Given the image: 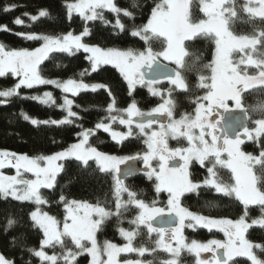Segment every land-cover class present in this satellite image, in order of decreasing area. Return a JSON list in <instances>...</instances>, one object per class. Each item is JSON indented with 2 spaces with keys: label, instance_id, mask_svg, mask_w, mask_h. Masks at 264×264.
Instances as JSON below:
<instances>
[{
  "label": "snow or ice",
  "instance_id": "snow-or-ice-1",
  "mask_svg": "<svg viewBox=\"0 0 264 264\" xmlns=\"http://www.w3.org/2000/svg\"><path fill=\"white\" fill-rule=\"evenodd\" d=\"M193 6L194 0H161L151 10L147 23L138 26L134 23V12L119 7L114 0H75L66 3L65 8L69 20L75 14L85 21V27L79 35L72 32L63 35L14 33L26 40L42 42L40 47L33 50L9 49L0 43V78L9 74L19 78L14 86L0 90V97L5 98L0 103L6 104L10 98L19 97L38 101L49 107L57 106L65 113L61 119L41 121L30 117L23 110L20 116L33 126L62 127L75 124L81 129L76 133L77 143L51 155L30 157L0 150V170L15 169V175L0 172V199L11 198L13 201L35 205V210L28 215L30 223H21L9 215L4 232L7 233L18 224L38 230L42 234L38 248L26 247L23 235L14 237L13 241L37 258L39 264H78V258L85 254L90 257L89 264H121L118 260L121 254L135 253L143 258L146 254L153 255L158 251L166 252L170 257L162 260L161 264H181L182 252L194 255L195 264H239L236 258H244L250 264H264V260L255 254L256 250L264 253V243L253 242L246 237L253 227L264 230V146H260L258 155L241 150V145L245 143L243 138L259 145L260 138L264 136V118L253 121L255 127L251 129L246 123L250 118L249 113L264 115V100H258L247 108L243 105V93L249 89L264 91V0H244L242 4L238 0H199V10L206 19L195 18ZM16 7L15 4L6 5L3 11L9 12ZM130 7L137 8V0H131ZM104 11L114 15V23L106 19ZM23 15L31 21L26 26L31 27L40 18L49 17L50 13L47 9H39L36 14L25 12ZM121 16L133 23L126 26ZM90 21H100L105 25L112 23L113 29L127 31L131 37L144 42V50L104 49L82 42L83 37L90 34L87 26ZM238 22L251 25L252 31L238 34L234 31V25ZM13 23L25 26V21L20 17L15 18ZM0 31L11 29L7 25H0ZM196 38L208 40L214 45L211 62L204 63L200 69L201 72L208 70L211 74L198 75L196 87L205 92L191 100L195 105L194 114L183 113L176 119V103L171 98L173 88L167 89L168 98H164L161 89L154 86L166 80L175 89L189 91L182 73L195 69L200 57L195 52L190 53L185 42ZM153 41L158 42L162 50L154 51ZM81 51L86 54L85 59L90 69L77 73L80 80L69 78L61 81L42 75L40 66L45 60L52 58L50 54L64 53L71 57ZM189 55L193 56L192 65L185 62V57ZM160 58L174 64L175 68L169 69L167 64L161 63ZM103 65H111L119 71L130 97L138 86L146 87L150 95L161 96L163 103L150 111H143L138 108L136 100L132 99L127 108H117L108 85L89 84L83 80V77L97 72ZM249 69L255 71L250 73ZM169 72L171 74H164ZM38 85H52L73 97L81 92L94 93L104 89L111 97L105 109L107 115L96 122L94 128H84L82 124L76 123L82 117L73 111V99L64 96L62 103L57 105L56 98L47 91L42 96H20L21 87L32 89ZM228 101L234 107H229ZM236 111L243 114V122L239 116L234 115ZM213 116L218 119L213 120ZM161 117L166 119L162 121ZM114 123L126 127L127 131L113 130ZM133 125L137 131L133 130ZM154 125L156 129L153 128ZM97 130L108 133L117 143L132 136L142 137L146 151L123 157L102 153L89 144L90 137ZM180 138L187 141V147H169V139L179 141ZM68 159H75L85 168L90 166V161H94L101 173L112 175L114 211L102 206L99 200L96 204H90L69 200L61 194L58 202L63 205L65 213L61 228L54 216L41 210V206L49 203L41 189H55L57 176L64 168L63 163L58 161ZM177 160L178 164L175 163ZM130 161H139L143 167L129 168L121 176L120 166ZM153 161H157L158 170L153 166ZM193 161L206 168L207 176L202 181L190 179L189 166ZM218 168L229 170L234 183L225 182L218 173ZM26 173H30L34 179L28 178ZM138 173H142L149 181L155 178L154 191L157 195L167 193V213L164 209L155 207V200L149 205L138 198L139 193L125 183L127 178ZM201 189L227 197L234 196L243 206L239 217L235 220L214 219L193 213L182 206L181 198L185 194L199 195ZM250 206H259L258 218L250 219ZM130 208L138 210L134 218L128 221L134 227L117 229L126 243L118 246L105 240L101 246L96 239L97 232L102 231L106 221L112 217H116L118 224L122 223L124 214ZM165 214L175 217V225L167 228L154 227L152 221ZM141 226L147 229L149 238L153 233L157 236L154 241L150 240L151 247L144 243L140 246L133 244L140 235ZM197 226L222 232L224 240L186 242L183 229L187 227L195 230ZM49 248L53 249L52 254L46 251ZM57 248L59 252L56 251ZM201 253H210L211 256L204 259ZM140 258L126 259L122 264H153L152 260ZM0 264H13V261L0 255ZM27 264H32L31 260Z\"/></svg>",
  "mask_w": 264,
  "mask_h": 264
},
{
  "label": "trees",
  "instance_id": "trees-1",
  "mask_svg": "<svg viewBox=\"0 0 264 264\" xmlns=\"http://www.w3.org/2000/svg\"><path fill=\"white\" fill-rule=\"evenodd\" d=\"M65 0H0V25H7L11 31H0V43H3L9 49H35L39 47L41 41L26 40L14 33L18 32H32L37 34L47 35H63L64 33L72 32L74 34L81 33L85 27L83 21L78 15H74L71 20L66 15ZM114 2L121 8H128L135 14V25H143L150 17L151 10L161 0H137L138 7L132 9L130 7L131 0H114ZM243 3V0H238ZM15 4L17 7L9 12H4L3 8L6 5ZM39 9H47L50 13L49 17L40 18L31 27L23 13L36 14ZM192 12L195 18L201 19L205 16L199 10V4L194 0ZM106 19L114 23V15L110 12L104 11ZM20 17L25 21V26H16L13 21ZM122 22L129 26L133 21L121 16ZM112 23L105 25L100 21L87 22L90 29V34L83 38V41L92 46H98L104 49L117 48L120 50H127L132 48L137 51H143L145 44L139 38H133L127 31L119 32L113 29ZM259 26V22L257 21ZM234 31L238 34H248L252 31L249 24L238 22L234 25ZM187 50L192 53L195 52L200 61L196 64L192 71H184L182 74L188 84L189 91L176 90L173 88L171 98L176 103L174 110V118H180L183 113H194L195 105L191 100L195 96L203 95L205 90L196 87L198 83V75L204 74L210 76V71H200L204 63H210L214 45L205 39L196 38L194 41L185 42ZM154 51L162 50V46L156 42H152ZM52 58L45 60L40 66L42 75L49 79H58L61 81L69 78L80 80L81 77L77 75L78 72L84 69H90L88 61L85 59V53L78 52L74 56H68L64 53H52ZM187 65H192L193 56L185 57ZM186 65V66H187ZM254 69H249V72H254ZM85 83H101L108 85L116 100V107L120 109L126 108L135 99L138 108L143 111L150 110L160 103V99L152 96L144 87H137L133 96L128 95L127 85L121 75L115 68L110 66H101L100 69L83 77ZM17 79H14L10 74L6 77L0 78V90H5L14 86ZM166 84L162 87L166 88ZM45 91H50L57 100V105L62 101L63 93L52 85H40L32 89L21 87L19 89L20 96L40 95ZM2 98L0 101H4ZM74 107L73 111L77 112L82 117L76 123L82 124L84 128H94L96 122L103 119L107 113L105 109L107 104L111 101L108 92L104 89L96 92H81L73 97ZM258 100H264V91L260 89H249L243 93V105L245 108L254 105ZM79 105L80 107H76ZM88 111H83V109ZM23 110L30 117L38 120L60 119L65 113L57 107H49L31 99H20L19 97L10 98L8 103H0V150H6L18 154H26L28 156L35 155H49L62 151L69 147L76 140V133L81 129L75 124L71 126H33L28 121H25L20 112ZM248 126L253 120L264 118L260 113H249ZM107 123V120H105ZM112 128L121 130L122 126L119 123H114ZM134 131H136L134 129ZM89 144L96 147L98 151L116 154L118 156H130L137 153H144L146 146L143 138L132 136L120 143L113 142L109 135L102 130H97L95 135L89 139ZM187 143L179 140L169 143L170 148L187 147ZM260 146H264V136L260 138L259 145L256 142H245L243 149L254 155L259 154ZM64 168L57 176V183L54 190L41 189L42 194L48 199L49 203L45 205L46 211L55 216L61 217L64 214L63 205L60 204L59 196L61 194L69 200L85 201L90 204H96L97 201L102 202V206L115 210V199L113 196V181L112 175L108 173H101L93 161L89 162V167L85 168L80 162L74 159L64 160ZM207 164V162H206ZM211 166V165H208ZM190 179L193 181H202L206 176V168H202L198 163L192 162L189 167ZM218 173L225 182H232L231 173L227 169L218 168ZM125 183L133 190L139 193L138 198L143 199L149 205L155 200L163 204L165 202V195H157L154 191V183L146 179L143 175H137L125 180ZM126 194L124 199H126ZM156 204V203H155ZM181 204L193 213H197L206 217L214 219L228 218L237 219L242 212V205L235 199V197H227L216 194L213 191L201 189L199 195L195 193L185 194L181 198ZM34 208L30 202H17L11 199H0V255L6 259L13 261V264H27L31 260L32 264H39V260L28 253L24 247L13 241L14 237L25 238L26 247H39V241L42 234L38 230L21 227L19 224L7 233L4 232L6 219L9 215L21 221V223H30L28 215ZM138 213L135 208H130L123 216V222L118 224L116 217H112L106 221L102 231H98L96 239L100 245H103L105 240L115 243L117 245L123 244L124 240L119 235L118 227L131 229L134 226L130 225L128 221ZM250 219L258 218L260 216L259 206H250ZM147 229L143 226L140 228V235L133 241L134 246H140L144 243L151 247V241H154L155 236L149 238ZM185 237L187 241L196 240L205 243L211 239L223 238V233L212 230L207 231L204 228H195V230L185 229ZM246 237L253 242L264 243V230L259 227L249 229ZM49 252L53 249L49 248ZM59 252V249H56ZM259 259L264 260V253L256 250L255 253ZM134 255L123 254L118 257L121 261L124 259H134ZM201 257L208 258L207 253H201ZM166 252L158 251L153 255H145L142 259L152 260L153 264H161L162 260L168 259ZM181 264H195V256L187 252L181 253ZM239 264H250L244 258H236ZM78 264H88V256L82 255L78 258Z\"/></svg>",
  "mask_w": 264,
  "mask_h": 264
},
{
  "label": "rangeland",
  "instance_id": "rangeland-1",
  "mask_svg": "<svg viewBox=\"0 0 264 264\" xmlns=\"http://www.w3.org/2000/svg\"><path fill=\"white\" fill-rule=\"evenodd\" d=\"M195 1H197L198 2V4H199V0H195ZM244 1V0H243ZM70 2H75V0H65V5H66V3H70ZM75 14H73V16H74ZM204 15V14H203ZM72 16V17H73ZM203 19H206V17H204ZM146 23H147V21H146ZM145 23V24H146ZM64 34H67V33H64ZM74 34V33H73ZM80 33H78V34H74V35H79ZM84 38V37H83ZM82 42H84L83 41V39H82ZM42 43V42H41ZM85 43V42H84ZM41 46V44L39 45V47ZM30 50V49H29ZM31 50H33V49H31ZM160 61H162V62H164V63H166V64H170V65H172L174 68H175V65L174 64H172V63H170V62H167V61H163V59L162 58H160ZM103 66H110V67H113V66H111V65H103ZM113 68H115V67H113ZM116 69V68H115ZM116 71L119 73V71L116 69ZM120 74V73H119ZM122 77V76H121ZM17 81H16V83H18V81H19V78L17 77ZM164 82H167V81H164ZM15 83V84H16ZM14 84V85H15ZM38 86H40V85H38ZM163 85H159V86H154V87H156V88H159V89H161V91H162V94H163V96H164V98H168L167 97V89L168 88H170V87H172V88H175L174 86H172V85H170L168 82H167V86H166V88L165 87H162ZM35 87H37V86H35ZM146 90H147V88L146 87H144ZM58 89V88H57ZM60 90V89H59ZM176 90H179V89H176ZM61 91V90H60ZM148 91V90H147ZM46 92V91H45ZM47 92H50V91H47ZM43 95V93L42 94H40L39 96H42ZM34 96V95H33ZM64 96H66L67 98H69V99H73V96H71V94L70 93H63V97ZM156 97H158L159 99H160V103L159 104H161V103H163V99H162V97L161 96H156ZM3 97H0V100L2 99ZM61 101H62V99H61ZM38 102V101H37ZM62 103V102H61ZM228 104H229V107H234V105H233V103L231 102V101H228L227 102ZM158 104V105H159ZM59 105V104H58ZM157 105V106H158ZM157 106H155V107H157ZM127 108V107H126ZM154 108V107H153ZM125 109V108H124ZM152 109V108H151ZM150 109V110H151ZM150 110H147V111H150ZM194 114V113H193ZM61 119V118H60ZM253 121H255V120H253ZM253 121H251L250 122V126H248L250 129L251 128H254L255 127V125H254V123H253ZM122 126V125H121ZM133 130L135 129V125H133ZM153 128L154 129H156V126H153ZM113 130H115V129H113ZM136 130V129H135ZM115 131H119V132H126L127 131V128L126 127H124V126H122V129L121 130H115ZM137 131V130H136ZM108 134V133H107ZM109 135V134H108ZM109 137H110V139L113 141V142H116V141H114L112 138H111V136L109 135ZM180 139H183V138H180ZM210 139V138H209ZM185 140V139H184ZM78 142V137L76 136V140H75V142H73V143H77ZM245 142H251V141H248L247 139L245 140ZM72 143V144H73ZM68 148V147H67ZM65 150V149H64ZM241 150L242 151H244L245 153H250V152H247V151H245L244 149H243V144L241 145ZM63 151V150H62ZM102 153H105V154H109V155H113V156H117V157H123V156H118V155H116V154H110V153H107V152H103V151H101ZM52 154H54V153H52ZM49 155H51V154H49ZM258 155V154H257ZM224 158H226V154H225V157ZM75 160V159H74ZM60 162H62V161H58V163H60ZM94 162V161H93ZM193 162H195V161H193ZM95 163V162H94ZM191 165V164H190ZM157 166H158V164H157ZM190 167V166H189ZM0 172H3V174H5V175H15V169H13V168H5V169H2V170H0ZM28 178H33L34 179V177H32L31 176V174L30 173H26L25 174ZM155 183L156 182H154V185H155ZM233 183H234V181H233ZM167 194V193H166ZM9 199H11V198H9ZM167 200H168V195H167ZM157 203V202H156ZM46 205V204H45ZM45 205H43V206H41V210L42 211H46V209H45ZM155 207H157V208H162V209H164L165 210V213H167V209H168V205H167V202L165 203V205H162V204H160V205H158V203L157 204H155ZM32 210H35V205H34V208L32 209ZM31 210V211H32ZM30 211V212H31ZM47 212V211H46ZM49 214V213H48ZM49 215H51V214H49ZM64 215H65V213L61 216V217H55L60 223H59V227H61L62 228V226H63V218H64ZM53 216V215H52ZM250 222V221H249ZM186 223H187V221H186ZM142 227V226H141ZM196 228H199V226H197ZM185 229H190V228H184L183 229V236H184V238H185V240H186V237H185ZM204 229H206V228H204ZM191 230H193V229H191ZM207 231H209L208 229H206ZM213 230V229H212ZM214 230H216V229H214ZM147 231V230H146ZM217 231V230H216ZM152 236H155V238H157L156 237V235H154V234H152ZM222 241L224 240V236H223V238L221 239ZM186 242H191V241H187L186 240ZM126 243V241H124L123 242V244H125ZM206 243V242H205ZM123 244H121V245H118V246H122ZM102 246V245H101ZM46 251L49 253V254H52V252H49L48 251V249H46ZM127 254H130V255H134L133 257H136V258H134V259H138V258H140V257H138L135 253H127ZM126 254V255H127ZM168 254V253H167ZM208 254V253H207ZM121 255H123V254H121ZM168 256H169V254H168ZM170 258V257H169ZM208 258H210V256H208ZM104 259H106V257H104ZM133 259V260H134ZM140 259H142V258H140ZM89 260H90V257H88V264H89ZM124 260H126V259H124ZM124 260H122V262L124 261Z\"/></svg>",
  "mask_w": 264,
  "mask_h": 264
},
{
  "label": "water",
  "instance_id": "water-1",
  "mask_svg": "<svg viewBox=\"0 0 264 264\" xmlns=\"http://www.w3.org/2000/svg\"><path fill=\"white\" fill-rule=\"evenodd\" d=\"M161 63H164V62L161 61ZM167 65H168L169 69H174V67L172 65H170V64H167ZM164 74H171V73L169 72V73H164ZM163 81H166V80H163ZM234 115L239 116L241 118L242 122H243V114L241 112L236 111L234 113ZM134 119H136V118H134ZM160 119L162 121H164L166 118L161 117ZM246 123H247V126H248V121ZM243 139L246 140V138H243ZM139 163H140L139 161H130L126 165H121L120 166L121 167V176H123V173L129 168H137V169L138 168H142V167L139 166ZM175 163L178 164L179 161L177 160V161H175ZM139 174H142V173H138V174L133 175L131 177H135V176H137ZM131 177H129V178H131ZM175 222L176 221H175V217L174 216H168L167 214H165L163 216L157 217L154 221H152V224H153L154 227H165V228H167V227L174 226Z\"/></svg>",
  "mask_w": 264,
  "mask_h": 264
},
{
  "label": "flooded vegetation",
  "instance_id": "flooded-vegetation-1",
  "mask_svg": "<svg viewBox=\"0 0 264 264\" xmlns=\"http://www.w3.org/2000/svg\"><path fill=\"white\" fill-rule=\"evenodd\" d=\"M14 79H17V77H13ZM18 80V79H17ZM164 84H166L167 85V82H164V81H162L160 84H158V85H155V86H159V85H164ZM220 111H223L222 109L220 110ZM179 119V118H178ZM212 119L213 120H215V119H218V117H216V116H213L212 117ZM155 126V125H154ZM134 128V127H133ZM179 140H182V141H184V142H186L187 143V141L186 140H184V139H179ZM173 141H177V140H172V139H169V141H168V144L170 143V142H173ZM141 154H143V153H141ZM153 163V166L154 167H157V170H158V166H157V161H153L152 162ZM139 166L140 167H143V165H142V163L140 162L139 163ZM139 175H143V174H139ZM144 176V175H143ZM146 179H147V177L146 176H144ZM153 183L154 182H156L155 181V178H153L152 180H151ZM161 194V193H160ZM162 194H164L165 195V202L162 204V205H165V203L167 202V194L165 193V192H162ZM157 204V203H156ZM158 205H160V203L158 202ZM154 235H156L155 233H153ZM157 237V236H156ZM208 256H211V254L210 253H208L207 254Z\"/></svg>",
  "mask_w": 264,
  "mask_h": 264
}]
</instances>
